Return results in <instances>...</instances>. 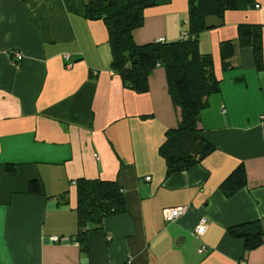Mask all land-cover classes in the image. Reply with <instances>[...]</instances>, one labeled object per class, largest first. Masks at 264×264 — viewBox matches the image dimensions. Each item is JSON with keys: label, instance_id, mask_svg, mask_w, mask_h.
Here are the masks:
<instances>
[{"label": "crops", "instance_id": "1", "mask_svg": "<svg viewBox=\"0 0 264 264\" xmlns=\"http://www.w3.org/2000/svg\"><path fill=\"white\" fill-rule=\"evenodd\" d=\"M254 4L208 18L199 34L220 81L200 114L216 150L167 176L160 148L179 115L166 70L153 71L145 93L125 88L85 0H0V264H264V0ZM188 9V0L146 9L135 43L182 40ZM241 26L262 29L261 69L251 45L222 61ZM241 165L246 186L226 197L221 186ZM80 179L116 182L127 205L88 234L86 252L76 240ZM179 207L186 214L166 223L163 211ZM252 223L263 244L247 252L229 230Z\"/></svg>", "mask_w": 264, "mask_h": 264}, {"label": "trees", "instance_id": "2", "mask_svg": "<svg viewBox=\"0 0 264 264\" xmlns=\"http://www.w3.org/2000/svg\"><path fill=\"white\" fill-rule=\"evenodd\" d=\"M169 1L85 0L84 10L86 19L104 21L112 51L111 67L125 88L145 93L153 71L158 67L166 70L169 91L179 115L178 127L166 133L160 148L167 176L192 169L216 150L202 135L200 114L207 107L208 98L220 91V81L215 76L212 57L200 52L199 34L209 29L206 21L210 17L222 18L226 12L255 7V0H188V29L182 40L137 45L133 35L144 24L145 10ZM261 34L259 27L241 26L239 43L222 45L224 65L239 46L251 45L256 66L261 69ZM76 183L79 227L76 240L86 252L88 234L102 229L106 218L127 213V205L123 190L116 182L80 179ZM245 186V168L241 165L223 183L221 190L230 197ZM30 191L40 192L36 181L30 183ZM229 233L244 240L247 252L263 244V231L258 223L236 226Z\"/></svg>", "mask_w": 264, "mask_h": 264}, {"label": "built area", "instance_id": "3", "mask_svg": "<svg viewBox=\"0 0 264 264\" xmlns=\"http://www.w3.org/2000/svg\"><path fill=\"white\" fill-rule=\"evenodd\" d=\"M259 8V6H257ZM157 42H164L163 39H159ZM23 56L20 53H17L14 55L13 61L14 62H20L22 61ZM66 59H69V56H66ZM147 180H150V178H147ZM186 214V208L179 207V208H167L163 211V217L166 223H175L177 222L181 217H183ZM206 220H203L201 224L194 230V234L197 238L202 237L205 234L206 231ZM51 242L58 243L61 240L57 237L51 238ZM207 249V246L204 244L200 252L204 253Z\"/></svg>", "mask_w": 264, "mask_h": 264}]
</instances>
